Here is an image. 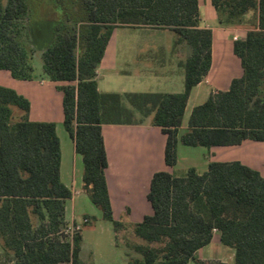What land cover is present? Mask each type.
Wrapping results in <instances>:
<instances>
[{"label":"trees","instance_id":"16d2710c","mask_svg":"<svg viewBox=\"0 0 264 264\" xmlns=\"http://www.w3.org/2000/svg\"><path fill=\"white\" fill-rule=\"evenodd\" d=\"M211 1L226 20L257 8V24L233 43L242 75L193 107L188 131L178 138L189 93L211 63L212 33L199 26L197 0H0V69L19 80L32 79L31 60L41 48L30 36L34 15L45 5L60 12L42 48V70L52 81L75 82L58 87L63 126L82 156V187L111 223L127 264H227L195 256L213 231L234 249V264H264V177L239 161L211 160L202 174L157 171L147 194L153 213L130 224L112 216L103 124L149 118L166 135L169 166L176 163L178 141L205 147L264 141V0ZM118 25L168 29L175 44L189 45L181 93L98 91L96 69ZM29 107L25 97L0 85V264H91L81 258L80 230L71 239L64 233V201L72 192L60 180L55 124L29 120Z\"/></svg>","mask_w":264,"mask_h":264},{"label":"crops","instance_id":"0c3cea01","mask_svg":"<svg viewBox=\"0 0 264 264\" xmlns=\"http://www.w3.org/2000/svg\"><path fill=\"white\" fill-rule=\"evenodd\" d=\"M197 4L199 26L210 29L212 33L211 63L205 77L189 93L178 138L188 131L193 107L202 104L211 93L225 91L232 79L242 75L233 43L242 39L246 31L257 24V8L248 9L234 20H226L224 14H218L211 0H197ZM120 29L132 30L136 34L119 35L117 31ZM170 32L168 29L132 25L115 26L96 69L98 91L119 94L181 93L184 90L181 63L189 54L190 47L186 43L175 44L177 37ZM115 77L118 79L117 87H112ZM66 84L75 82H47L37 76L19 80L13 78L8 70L0 69V85L13 89L29 101V120L55 124L60 144V180L72 192L71 197L64 201V221L68 225L76 222L78 214L87 217L89 223L90 214L95 210L82 187V156L75 150L74 142L63 126L62 92L58 87ZM101 133L107 158L105 179L112 216L127 224L140 222L153 213L147 194L151 177L157 171L178 175V170L194 168L202 174L211 160L239 161L264 177V141L245 139L236 145L211 147L189 146L178 141L176 163L169 166L164 161L166 135L160 127L151 124L149 118L140 124H103ZM82 231L83 227L80 230L81 258L89 262L83 254ZM91 254L88 252L87 256ZM195 256L201 260L234 264V249L221 244L217 231H213L211 241L198 249ZM189 263L192 262L186 264Z\"/></svg>","mask_w":264,"mask_h":264},{"label":"rangeland","instance_id":"374dc122","mask_svg":"<svg viewBox=\"0 0 264 264\" xmlns=\"http://www.w3.org/2000/svg\"><path fill=\"white\" fill-rule=\"evenodd\" d=\"M59 14L60 12L58 8L52 5H45L44 7L40 6L33 19V22L36 25L34 28V32L30 35L33 40L31 41L34 42L37 47H39V45L41 47L36 50L31 60V64L33 67L32 76L40 77L47 82H49L50 79L42 70V48L47 45L49 39L54 35L55 26L59 21ZM38 27L40 29L36 33ZM134 33L135 32L128 29H120L117 31V34L124 36ZM169 34L176 36L173 32H170ZM30 36H28L27 38L29 39ZM117 80L118 79L115 77L112 83V87H117ZM123 83L124 82H122L121 84ZM185 172V170H178L176 173L178 175H183ZM92 206L95 212L93 214H90V222L82 225V233L84 237V258L89 259V262L91 264H127V258L125 256L124 249L115 245L114 232L111 223L103 219L99 208L94 205ZM82 220V214H78V216L76 217V222L82 223ZM124 234H126V236L131 240L138 241L137 238L132 236L130 230L125 231ZM119 241L120 243L123 242L120 237ZM88 252H90V254L92 253L90 257L87 256Z\"/></svg>","mask_w":264,"mask_h":264},{"label":"built area","instance_id":"2783aa9c","mask_svg":"<svg viewBox=\"0 0 264 264\" xmlns=\"http://www.w3.org/2000/svg\"><path fill=\"white\" fill-rule=\"evenodd\" d=\"M236 39V37H234ZM88 222L87 217H83L82 223L72 222L66 226L64 229V233L68 235V237L71 239L74 232L81 230L82 225L86 224Z\"/></svg>","mask_w":264,"mask_h":264}]
</instances>
